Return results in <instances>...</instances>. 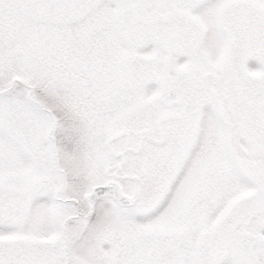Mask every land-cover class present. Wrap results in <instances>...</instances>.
<instances>
[{"label": "snow or ice", "instance_id": "snow-or-ice-1", "mask_svg": "<svg viewBox=\"0 0 264 264\" xmlns=\"http://www.w3.org/2000/svg\"><path fill=\"white\" fill-rule=\"evenodd\" d=\"M0 264H264V0H0Z\"/></svg>", "mask_w": 264, "mask_h": 264}]
</instances>
